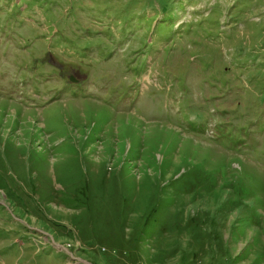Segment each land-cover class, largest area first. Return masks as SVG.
I'll return each instance as SVG.
<instances>
[{"label":"rangeland","instance_id":"obj_1","mask_svg":"<svg viewBox=\"0 0 264 264\" xmlns=\"http://www.w3.org/2000/svg\"><path fill=\"white\" fill-rule=\"evenodd\" d=\"M0 264H264V0H0Z\"/></svg>","mask_w":264,"mask_h":264}]
</instances>
